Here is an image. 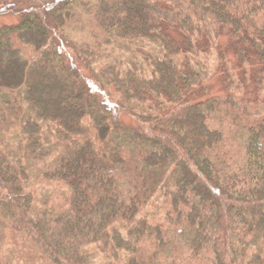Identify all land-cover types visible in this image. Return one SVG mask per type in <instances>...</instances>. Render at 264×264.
<instances>
[{"label": "trees", "instance_id": "1", "mask_svg": "<svg viewBox=\"0 0 264 264\" xmlns=\"http://www.w3.org/2000/svg\"><path fill=\"white\" fill-rule=\"evenodd\" d=\"M74 1L0 0V109L56 128L0 132V264H264V0H95L97 34L140 43L99 71Z\"/></svg>", "mask_w": 264, "mask_h": 264}, {"label": "rangeland", "instance_id": "2", "mask_svg": "<svg viewBox=\"0 0 264 264\" xmlns=\"http://www.w3.org/2000/svg\"><path fill=\"white\" fill-rule=\"evenodd\" d=\"M95 0H78L74 1L68 6V13L64 14L65 22L62 26V32L65 37L76 47L86 49L88 51L94 52V60H92V67L95 71H99L103 66H113L116 69H126L128 67H133L132 64L137 61V56L135 53L134 44H140L131 42L125 39H103L99 34L96 33L95 20L93 16V4ZM17 22V17L11 14L0 15V25L1 24H14ZM219 44L221 47H226V37L222 36L219 38ZM145 49L154 48L156 45L153 42H145ZM230 58H232V53L228 51ZM211 60V59H210ZM210 63V61H208ZM218 74H212L207 79V87L209 93L221 92V82L217 78ZM41 87H44L42 84ZM21 102L11 105L10 108L5 107V109H0V130L7 145L10 147L19 138H23L25 135H33L38 137L40 141H43L46 133L54 136L55 126L54 123L45 122L43 120H37L34 116L35 109L24 100L22 93ZM2 99V98H1ZM17 102V101H16ZM8 106V105H6ZM29 119L31 123L37 122L39 127L29 126L25 127V132L21 130V126L24 121ZM125 122H129V119H124ZM38 128L39 130H36ZM19 130V131H18ZM19 133V134H18ZM89 133V132H87ZM13 147L15 145H12ZM7 147V148H9ZM63 145L58 146V150L63 149ZM55 151H58V150ZM65 149H68L65 148ZM45 157V156H44ZM135 175L138 176V171L133 169ZM41 185V184H40ZM40 194L44 191L51 193L49 202L53 205H59L64 199L62 196L64 190L62 186L57 184H47L43 185L40 189ZM99 259H96L98 263Z\"/></svg>", "mask_w": 264, "mask_h": 264}]
</instances>
